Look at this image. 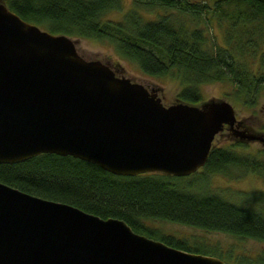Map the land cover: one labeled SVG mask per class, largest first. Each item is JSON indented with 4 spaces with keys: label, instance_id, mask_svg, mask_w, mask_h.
<instances>
[{
    "label": "water",
    "instance_id": "obj_1",
    "mask_svg": "<svg viewBox=\"0 0 264 264\" xmlns=\"http://www.w3.org/2000/svg\"><path fill=\"white\" fill-rule=\"evenodd\" d=\"M87 58L68 34L0 0V162L70 154L116 174L195 172L226 126L261 140L226 98L165 103L157 86ZM0 264H229L0 181Z\"/></svg>",
    "mask_w": 264,
    "mask_h": 264
},
{
    "label": "trees",
    "instance_id": "obj_2",
    "mask_svg": "<svg viewBox=\"0 0 264 264\" xmlns=\"http://www.w3.org/2000/svg\"><path fill=\"white\" fill-rule=\"evenodd\" d=\"M4 2L42 28L108 41L146 73L170 75L178 86L177 100L200 102L201 85L210 81L231 83V97L243 105H253L264 93V0H131L126 7L123 0ZM111 11L119 15L111 17ZM246 146L243 141L213 142L193 176L116 174L70 154L43 152L0 162V181L102 217L124 219L135 231L188 251L230 256L196 234L164 232L155 220L251 237L262 242L256 257L237 260L264 264V191L232 197L207 185L211 173L232 169L264 177V148H239Z\"/></svg>",
    "mask_w": 264,
    "mask_h": 264
},
{
    "label": "rangeland",
    "instance_id": "obj_3",
    "mask_svg": "<svg viewBox=\"0 0 264 264\" xmlns=\"http://www.w3.org/2000/svg\"><path fill=\"white\" fill-rule=\"evenodd\" d=\"M131 0H123V4L128 6ZM118 11H111L109 16L116 17ZM42 27V26H41ZM213 30L219 32L217 28ZM75 42L78 51L87 58H101L114 65L118 71L123 72L135 80L142 81L150 86H157V91L165 103L177 100L176 79L170 75H151L143 71L137 63L132 60L121 57L111 43L105 40H98L91 37L71 36ZM202 100L210 97L226 98L229 100L235 110L236 116L244 119V124L255 131L264 132V93H261L253 105H243L231 97V83L224 81H210L201 85ZM240 100V98H239ZM230 137L236 139L232 134ZM228 135L216 134L214 144H228L230 138ZM246 147H239L242 151L264 148V143L257 140L244 141ZM200 169V168H199ZM198 169V170H199ZM196 172L187 174L193 176ZM185 176V175H184ZM208 187L219 190L228 196L236 197L237 193H243L250 190L264 191V177L257 173L242 172L232 169L230 172H213L209 176ZM157 225L164 232H174L178 234H196L204 238L208 243H217L229 257L221 255L229 264H240L238 256L244 255L247 258L256 257L262 242L251 237H237L227 232L218 230H206L196 226L187 225L168 220H155Z\"/></svg>",
    "mask_w": 264,
    "mask_h": 264
},
{
    "label": "flooded vegetation",
    "instance_id": "obj_4",
    "mask_svg": "<svg viewBox=\"0 0 264 264\" xmlns=\"http://www.w3.org/2000/svg\"><path fill=\"white\" fill-rule=\"evenodd\" d=\"M237 118H240V117L237 116ZM223 134L228 135L229 137L231 136L226 126L224 127L223 131L219 135H223ZM230 138H231L230 141H243V140L234 139L233 137H230ZM256 140L262 142L261 140H258V139Z\"/></svg>",
    "mask_w": 264,
    "mask_h": 264
}]
</instances>
